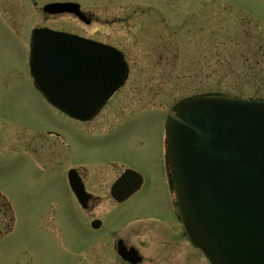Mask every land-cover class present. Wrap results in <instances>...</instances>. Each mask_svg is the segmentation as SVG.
I'll use <instances>...</instances> for the list:
<instances>
[{
	"label": "rangeland",
	"instance_id": "1",
	"mask_svg": "<svg viewBox=\"0 0 264 264\" xmlns=\"http://www.w3.org/2000/svg\"><path fill=\"white\" fill-rule=\"evenodd\" d=\"M49 1L57 0H0V107L6 111L0 191L14 213L10 230L11 209L0 200V264H127L116 253L117 235L139 249L140 264H211L181 237V225L176 233L168 222H156L163 211L172 218L164 119L174 102L194 93L264 99L263 68L240 55L264 50V0H72L90 23L71 13H44ZM41 25L124 52L129 76L106 107V113L121 109L112 120L120 126L106 137H94L112 128L101 115L81 125L91 138L77 142L75 123L53 111L33 85L28 40ZM136 92L146 95L136 99ZM36 125L59 134L46 144L33 142L32 150L22 129L32 134ZM78 149L88 153L83 164L97 195L94 211L78 205L67 183ZM126 166L141 172L144 183L117 203L109 186ZM95 217L113 232L91 229Z\"/></svg>",
	"mask_w": 264,
	"mask_h": 264
},
{
	"label": "water",
	"instance_id": "2",
	"mask_svg": "<svg viewBox=\"0 0 264 264\" xmlns=\"http://www.w3.org/2000/svg\"><path fill=\"white\" fill-rule=\"evenodd\" d=\"M43 9L71 12L90 22L76 2H52ZM30 46L36 87L79 119L93 117L128 75L118 49L76 34L37 27ZM165 127L175 188L193 244L212 264H264V101L184 98L169 110ZM69 179L77 196L84 197L72 171ZM141 182L140 174L128 169L112 194L123 201ZM119 253L134 263L141 260L135 248Z\"/></svg>",
	"mask_w": 264,
	"mask_h": 264
},
{
	"label": "flooded vegetation",
	"instance_id": "3",
	"mask_svg": "<svg viewBox=\"0 0 264 264\" xmlns=\"http://www.w3.org/2000/svg\"><path fill=\"white\" fill-rule=\"evenodd\" d=\"M30 79V78H29ZM29 79L27 80V82L29 83ZM1 84V83H0ZM116 94V93H115ZM143 95H146V94H144L143 92H136L135 94H134V97L136 98V99H141V96L143 97ZM114 96V95H113ZM113 96L108 100V102H107V104H106V106L105 107H103L102 109H101V111L99 112V114L97 115V116H95L93 119H91V120H87V121H81V120H77V119H73V118H71V117H69V116H67V115H65V114H63L62 112H59V111H57L56 109V111H57V113L58 114H61L62 116H63V118H65V120H72L74 123H75V140L77 141V142H80L81 140H83V141H88L90 138H91V135H89V133H88V131H86V130H84V131H82L81 130V125H83V124H90V123H92L93 121H95L99 116H101L102 115V117H103V120H102V124L104 125V123L105 122H107L108 123V125H112V128L110 129V130H107L105 133H103V134H101L99 137L98 136H94L97 140L99 139V138H104V137H106V134H108L109 132H111L112 130H114V129H116V128H118L119 126H120V124L118 123V124H116V125H113L112 124V120H113V116H118L119 115V113H121L120 111H121V109H119V108H113V110H111V111H109V112H107L106 113V111H107V109H106V107L109 105V103L111 102V100H112V98H113ZM33 102V101H32ZM119 103V102H118ZM118 105H120V104H118ZM53 108V107H52ZM106 109V110H105ZM53 111H55L54 109H52ZM104 110H105V112H104ZM141 110H137L136 112L138 113V112H140ZM104 112V114H102ZM133 113H135V112H133ZM3 115H6V111H4V108H1L0 107V121H2V119H1V117L3 116ZM45 115V114H44ZM49 118H51L50 116H48ZM52 120V119H51ZM22 132H24L26 135H27V147H30V148H32V150H33V142H35L36 143V141L37 140H41L42 142H43V144H46L47 142H48V139H49V137L50 136H53L52 134L54 133L55 135L57 134H59V133H57L56 131L55 132H53V131H49V130H47L46 129V127L45 128H42L41 126H39V125H36V126H34V130H33V133L32 134H29V133H27L26 132V129L23 127V129H22ZM23 136V135H22ZM42 144V145H43ZM40 148H42L41 146H40ZM90 153V152H89ZM86 154H88L86 151L83 153V151L82 150H76V153H75V156H77V164L76 165H71L70 166V168L71 167H75L76 168V170H77V172H78V174H79V176L81 177V179H82V181H83V183H84V187H85V191H86V193L88 194V197H89V199H88V202H87V210H92V211H94V209H95V200H96V198H97V195H96V193H94V191L89 187V179H88V174L86 173V165H84L83 163H85V162H87L86 160H84V158H88V156L86 155ZM108 159H109V157H108ZM66 160V159H65ZM65 160H64V162H65ZM106 160V159H105ZM107 161V160H106ZM111 163H108V164H114L112 161H110ZM127 167H131V166H126V167H123L122 168V170L121 171H119V173H116L117 175L115 176V178L117 177V176H119L122 172H123V170L125 169V168H127ZM112 182H113V180H112ZM112 182H111V184H112ZM111 184H110V186H109V191H110V189H111ZM172 205H170V207H171ZM171 210H172V207H171ZM168 212H166V211H163V213L160 215V218H159V221H165V222H168L169 224H171V226L173 227H171V229L173 230L174 229V231L177 233V229H178V227L180 226V224H178V223H181V222H178V220H177V216H174V214H173V212H172V214H171V216H172V218H167V217H165L166 216V214H167ZM165 214V216H163ZM158 221V222H159ZM102 226V225H101ZM100 226V227H101ZM100 227L98 228V229H100ZM109 233H112L113 231L112 230H110V231H108ZM181 237H183V238H185L186 237V234H185V232L182 230V232H181ZM117 241H116V243L117 242H119L120 240L124 243V244H126V245H128L127 244V241H126V238L124 237V236H118L117 235ZM115 238V239H116ZM129 246V245H128ZM127 264H130V263H128L127 262Z\"/></svg>",
	"mask_w": 264,
	"mask_h": 264
},
{
	"label": "trees",
	"instance_id": "4",
	"mask_svg": "<svg viewBox=\"0 0 264 264\" xmlns=\"http://www.w3.org/2000/svg\"><path fill=\"white\" fill-rule=\"evenodd\" d=\"M246 52H248V50L240 51L242 60L247 64L251 63L250 60H252L255 63V65L257 66L259 65L260 66L259 68L262 67L264 70V50H256L254 53H252L254 56H250V57H249V54H247ZM255 65L254 67H256ZM254 67H251V68L256 70L257 68H254Z\"/></svg>",
	"mask_w": 264,
	"mask_h": 264
},
{
	"label": "bare ground",
	"instance_id": "5",
	"mask_svg": "<svg viewBox=\"0 0 264 264\" xmlns=\"http://www.w3.org/2000/svg\"><path fill=\"white\" fill-rule=\"evenodd\" d=\"M156 223V222H155Z\"/></svg>",
	"mask_w": 264,
	"mask_h": 264
}]
</instances>
